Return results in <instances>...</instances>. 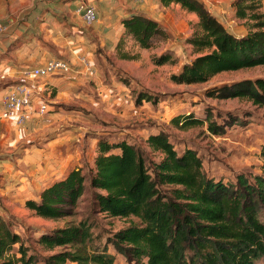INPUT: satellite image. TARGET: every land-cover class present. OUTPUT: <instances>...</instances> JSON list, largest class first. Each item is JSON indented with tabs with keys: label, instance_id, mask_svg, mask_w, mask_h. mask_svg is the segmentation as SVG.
<instances>
[{
	"label": "trees",
	"instance_id": "16d2710c",
	"mask_svg": "<svg viewBox=\"0 0 264 264\" xmlns=\"http://www.w3.org/2000/svg\"><path fill=\"white\" fill-rule=\"evenodd\" d=\"M160 2L176 3L196 14L200 27L188 39L198 54L170 75L173 82L202 83L223 71L264 65V11L258 10L259 0L233 1L235 17L244 22L240 33L228 29L203 0ZM126 14L121 25L139 47H150L163 34L160 23L146 13L129 9ZM170 60L168 55L154 59L159 65ZM207 94L218 99L246 98L263 106L264 77L223 83ZM151 98L146 93L137 96L138 101ZM208 116L199 119L178 114L171 122L178 128L207 122L211 133H221L223 125ZM226 121L237 119L228 115ZM147 143L152 152L161 155L158 160L149 159L127 139L96 138L94 168L89 173L91 212L126 219V225L110 231L103 242L94 235L95 223L89 214L78 222L39 231L36 241L52 251L41 256L30 253L31 246L0 214V264H33L37 260L43 264H114L116 255H122L127 264L264 262V145L261 174L239 172L233 181H224L205 173L195 149L176 150L164 131L150 133ZM85 179L79 168L71 169L44 187L39 199H27L25 205L44 218L71 216L84 192Z\"/></svg>",
	"mask_w": 264,
	"mask_h": 264
},
{
	"label": "rangeland",
	"instance_id": "374dc122",
	"mask_svg": "<svg viewBox=\"0 0 264 264\" xmlns=\"http://www.w3.org/2000/svg\"><path fill=\"white\" fill-rule=\"evenodd\" d=\"M203 1L232 32L244 31L243 20L234 15V0ZM86 2L95 7L97 17L89 25L84 22L88 69L50 75L55 86L43 90L46 112L11 129L7 137L0 135V214L31 246L30 253L41 256L52 251L36 241L39 231L78 222L89 214L95 223L93 233L103 242L110 231L128 223L123 218L91 212L89 173L94 168L98 137L127 139L143 149L149 159L158 160L161 155L151 151L147 137L164 131L176 150L186 146L195 149L203 170L215 179L233 181L239 172H263L260 151L264 145V105L252 104L246 98L218 99L208 96L207 91L243 78L264 77V65L223 71L202 83L177 84L170 75L198 54L188 43L194 33L200 32L196 14L176 3L163 5L160 0ZM6 4L10 9L18 2L7 0ZM77 7L78 3H73L72 10ZM129 9L142 11L160 23L163 34L154 38L150 47H139L125 33L121 25L124 16L118 11ZM258 10L264 11V0H259ZM79 15L82 17V12ZM122 54L135 58L125 59ZM161 55H168L171 60L156 64L154 59ZM138 93L152 98L138 101ZM178 114L199 119L209 115L210 120L223 125V131L211 133L207 122L178 128L171 122ZM228 115L236 116L237 122L226 121ZM74 168H79L86 179L73 215L54 220L38 216L26 207L27 199H39L44 187ZM17 247L18 244L13 251ZM108 248L113 251L111 246ZM33 264L43 262L37 260ZM114 264L127 262L118 255Z\"/></svg>",
	"mask_w": 264,
	"mask_h": 264
},
{
	"label": "crops",
	"instance_id": "0c3cea01",
	"mask_svg": "<svg viewBox=\"0 0 264 264\" xmlns=\"http://www.w3.org/2000/svg\"><path fill=\"white\" fill-rule=\"evenodd\" d=\"M6 2L0 0V112L5 95L17 84L34 85L42 97L44 89L55 86L53 77L25 75L27 68L40 66L52 58L69 62L71 71L83 72L88 66L85 24L77 8L72 10L77 0L67 3L59 0H14L18 4L10 9ZM118 12L127 15V12ZM35 96L34 108L37 109L41 99L37 93ZM35 116H38L35 112L31 113L28 120ZM17 126L21 127L14 119L0 117V135L4 138ZM121 258L125 260L122 255Z\"/></svg>",
	"mask_w": 264,
	"mask_h": 264
},
{
	"label": "built area",
	"instance_id": "2783aa9c",
	"mask_svg": "<svg viewBox=\"0 0 264 264\" xmlns=\"http://www.w3.org/2000/svg\"><path fill=\"white\" fill-rule=\"evenodd\" d=\"M64 3L74 0H59ZM77 11L82 12V18L86 24H91L97 20L95 7L88 4L86 0H77ZM130 2L138 3L143 0H128ZM71 71V65L66 60L60 58H52L47 60L40 66L27 68L25 75L32 76L34 78L47 77L54 74H64ZM40 98L39 107L34 108V99ZM41 93L37 92L34 85L28 83H22L15 85L12 90L5 95L3 99V108L0 112V117L4 119H14L15 122L22 126L24 125L31 113L35 112L37 115H43L48 105L43 100Z\"/></svg>",
	"mask_w": 264,
	"mask_h": 264
}]
</instances>
